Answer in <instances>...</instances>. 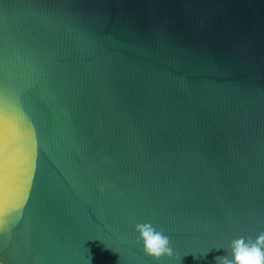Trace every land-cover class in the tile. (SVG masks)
<instances>
[{
  "label": "water",
  "instance_id": "1",
  "mask_svg": "<svg viewBox=\"0 0 264 264\" xmlns=\"http://www.w3.org/2000/svg\"><path fill=\"white\" fill-rule=\"evenodd\" d=\"M264 264V0H0V264Z\"/></svg>",
  "mask_w": 264,
  "mask_h": 264
},
{
  "label": "snow or ice",
  "instance_id": "2",
  "mask_svg": "<svg viewBox=\"0 0 264 264\" xmlns=\"http://www.w3.org/2000/svg\"><path fill=\"white\" fill-rule=\"evenodd\" d=\"M259 256L260 254L256 248H252L250 251L241 250L237 254L236 259L241 261V264H260Z\"/></svg>",
  "mask_w": 264,
  "mask_h": 264
}]
</instances>
